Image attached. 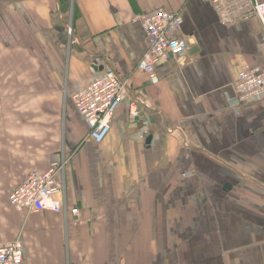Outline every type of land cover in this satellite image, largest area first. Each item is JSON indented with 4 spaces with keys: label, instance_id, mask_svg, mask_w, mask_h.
I'll return each mask as SVG.
<instances>
[{
    "label": "crops",
    "instance_id": "1",
    "mask_svg": "<svg viewBox=\"0 0 264 264\" xmlns=\"http://www.w3.org/2000/svg\"><path fill=\"white\" fill-rule=\"evenodd\" d=\"M158 9L183 14L189 48L154 84L137 17ZM244 65L264 70L263 20L206 0H0V243L21 238L27 264H264V99L236 102ZM107 69L127 92L96 143L71 95ZM63 156L78 214L11 205Z\"/></svg>",
    "mask_w": 264,
    "mask_h": 264
},
{
    "label": "built area",
    "instance_id": "2",
    "mask_svg": "<svg viewBox=\"0 0 264 264\" xmlns=\"http://www.w3.org/2000/svg\"><path fill=\"white\" fill-rule=\"evenodd\" d=\"M213 4L225 22L258 16L264 22V0H206ZM147 35L149 49L140 61L139 69L145 73L151 83H159L158 64L169 58L182 59L189 48L185 39L173 36L183 21L180 12L158 9L137 17ZM235 99L240 105H249L264 99V70L260 67L244 65L238 81L234 85ZM126 83L120 75L111 69L105 70L85 87L74 91L72 100L89 126V139L103 142L111 131L113 120L119 106L126 97ZM134 117L139 116L137 108L131 109ZM68 160L53 162L46 171L32 169L25 179L10 192L9 200L17 210L39 212L51 210L78 214L79 209H69L67 189L63 174ZM0 264H27L25 245L21 238L0 243Z\"/></svg>",
    "mask_w": 264,
    "mask_h": 264
}]
</instances>
